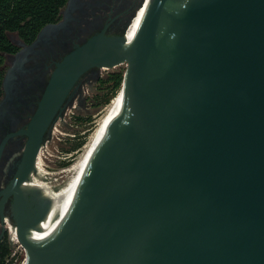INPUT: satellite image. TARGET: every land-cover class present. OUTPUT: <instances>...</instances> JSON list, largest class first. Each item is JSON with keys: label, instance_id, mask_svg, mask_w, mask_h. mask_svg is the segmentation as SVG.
I'll return each mask as SVG.
<instances>
[{"label": "water", "instance_id": "obj_1", "mask_svg": "<svg viewBox=\"0 0 264 264\" xmlns=\"http://www.w3.org/2000/svg\"><path fill=\"white\" fill-rule=\"evenodd\" d=\"M124 33L69 52L45 89L34 129L87 68L127 64L35 242L50 202L18 201L27 264H264V0H149L129 60Z\"/></svg>", "mask_w": 264, "mask_h": 264}, {"label": "flooded vegetation", "instance_id": "obj_2", "mask_svg": "<svg viewBox=\"0 0 264 264\" xmlns=\"http://www.w3.org/2000/svg\"><path fill=\"white\" fill-rule=\"evenodd\" d=\"M141 1L66 0L57 19L43 25L31 41H24L15 32L8 33L16 50L3 54L0 69V264H7L12 247L7 224H15L18 201L22 199L29 215L48 208L51 197L29 184L33 178L48 177L50 180L53 174L59 175L71 163V154L82 150L93 131L89 132L94 116L91 110L108 97L113 81L111 72L102 73V66H90L81 73L49 119L48 112L53 109L54 102L50 103L52 108L43 112L41 120L46 123L32 162L28 163L24 158L27 143L42 126V123L38 124L34 129L31 123L39 113L43 94L57 63L101 32L105 36L128 33L139 24L146 11L149 0H145L134 14ZM62 127L67 129L64 136L59 134ZM80 142L79 146L72 147ZM54 144L59 154L50 158L45 152L48 153ZM37 158L42 160L47 176L39 174Z\"/></svg>", "mask_w": 264, "mask_h": 264}, {"label": "trees", "instance_id": "obj_3", "mask_svg": "<svg viewBox=\"0 0 264 264\" xmlns=\"http://www.w3.org/2000/svg\"><path fill=\"white\" fill-rule=\"evenodd\" d=\"M65 2L66 0H0V69L3 54L16 50L8 33L15 32L24 41H31L43 25L57 19L58 11ZM109 75L113 79L110 91H116L122 84V72H111ZM108 100L106 97L102 103Z\"/></svg>", "mask_w": 264, "mask_h": 264}, {"label": "bare ground", "instance_id": "obj_4", "mask_svg": "<svg viewBox=\"0 0 264 264\" xmlns=\"http://www.w3.org/2000/svg\"><path fill=\"white\" fill-rule=\"evenodd\" d=\"M147 6H148V3H147ZM144 14H145V12L142 13L141 18L139 19V24L137 26H135L133 29H131L128 33H125L124 34L125 41H126V44H127L126 56H127V59L128 60H129L130 53H131V50H132L134 41L136 39V35L138 33V29L140 27V24H141V21L143 19ZM119 89H120V91H118V93L116 94V96H114L110 100V103L105 107V111H104L103 115L99 118V121H98V123L96 125V128L91 133L90 137L88 138L87 143H85V145H83L82 152H81L80 155H78L76 161L73 162V164L70 165V166H68L66 169H64L61 172H59V175H58V173L53 174L50 177L51 178L50 180H48L49 179L48 177L46 179L45 178H42V179L33 178V180L31 181V183L29 184L31 187H38V188H40V190L42 189L43 193H45L46 195H48L49 197H51L50 206L48 208V211H47L45 217L39 223V226H38L39 227V231H37V232L31 231V233H30V237H31V239L34 242L36 241L38 235L40 234V232H41V230H42L45 222L47 221V219H48V217H49L52 209L54 208V206H55V204H56L59 196L61 195V193H62L65 185L67 184V182H68V180H69L72 172L74 171L77 163L79 162V160L82 157L83 153L87 149L88 145L90 144L91 140L93 139V137L96 134L97 130L99 129L100 125L104 121V119L107 116L108 112L110 111L111 107L113 106V104L115 103V101L118 99V97L120 96V94L125 89V81H124L122 87L119 88ZM42 164H43L42 163V160L40 158H37V160H36V167H37V169L39 171V174H41L44 177V176H47L48 173L46 171H44ZM9 224H8V227L10 229L9 231H10V239H11V241H13L12 239L14 238L15 241H18V242L21 243L20 237L17 234V231H16L15 227L12 226L11 224L9 225ZM22 247L25 250V260H24V264H27L28 259L31 258V252L23 244H22Z\"/></svg>", "mask_w": 264, "mask_h": 264}, {"label": "rangeland", "instance_id": "obj_5", "mask_svg": "<svg viewBox=\"0 0 264 264\" xmlns=\"http://www.w3.org/2000/svg\"><path fill=\"white\" fill-rule=\"evenodd\" d=\"M126 66H127V64L126 63H122V64H120V65H118V66H114V67H112V68H106V67H103L102 69H101V71H102V73L103 74H106V73H108V72H112V71H121L122 72V77H123V74H124V71H125V69H126ZM123 83H124V79H123V81H122V84H121V87H122V85H123ZM120 87V88H121ZM117 91V92H116ZM116 91H109V93L107 94L108 95V98H109V100H108V102H105V103H102L101 105H99V106H97L96 108H93L92 110H91V113H94V116L92 117V119H93V124H91L92 125V127L89 129V132H91L92 130L94 131V129L96 128V126H95V122L103 115V113H104V111H105V107L110 103V100L114 97V96H116V94L118 93V91H120V89H117ZM99 121V120H98ZM60 129V133L59 134H61V135H66V128H64V127H62V128H59ZM74 130H69V132H73ZM92 131V132H93ZM87 139V138H86ZM86 139H84L83 141H85ZM87 141H88V139L85 141L86 143H87ZM49 152L47 153V152H45V154L46 155H48L50 158H55L56 156L54 155V154H59V150H57V147H56V145L54 144V145H52L51 146V149L50 150H48ZM81 152H82V150L81 149H79V150H77L76 152H73L72 154H71V156L70 157H72V159H71V163L68 165V166H70V165H72L73 164V162H75L76 161V159H77V157H78V155H80L81 154ZM50 163V162H49ZM67 166V167H68ZM66 167V168H67ZM65 168V169H66ZM48 170H50L49 168H47ZM64 170V169H63ZM13 241H11V243H12V247H11V249H10V251H9V255L7 256V264H24V260H25V250H24V248L22 247V244H20V242H18V241H15L14 240V238L12 239Z\"/></svg>", "mask_w": 264, "mask_h": 264}, {"label": "built area", "instance_id": "obj_6", "mask_svg": "<svg viewBox=\"0 0 264 264\" xmlns=\"http://www.w3.org/2000/svg\"><path fill=\"white\" fill-rule=\"evenodd\" d=\"M99 120V119H98ZM98 120L95 122V126L97 125V122H98ZM7 227H8V224H7ZM10 229H9V227H8V233H9V235H10V231H9Z\"/></svg>", "mask_w": 264, "mask_h": 264}]
</instances>
